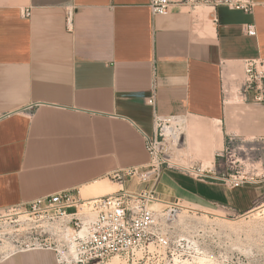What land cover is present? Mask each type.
Returning a JSON list of instances; mask_svg holds the SVG:
<instances>
[{
  "label": "crops",
  "instance_id": "1",
  "mask_svg": "<svg viewBox=\"0 0 264 264\" xmlns=\"http://www.w3.org/2000/svg\"><path fill=\"white\" fill-rule=\"evenodd\" d=\"M252 1L251 12L198 0L154 14L150 0H0V208L146 166L155 113L187 117L188 166L224 170L233 142L263 171L264 101L231 82L242 84L244 59L264 57V0ZM156 191L246 213L264 183L232 187L166 169Z\"/></svg>",
  "mask_w": 264,
  "mask_h": 264
},
{
  "label": "built area",
  "instance_id": "2",
  "mask_svg": "<svg viewBox=\"0 0 264 264\" xmlns=\"http://www.w3.org/2000/svg\"><path fill=\"white\" fill-rule=\"evenodd\" d=\"M198 0H150L154 14H167L173 3L194 5ZM231 8L251 12L252 0H223ZM264 6V4H263ZM26 10L25 14L29 15ZM72 12H68L69 19ZM247 34L257 35L254 23L246 24ZM244 80L241 95L248 93L264 101V57L243 60ZM147 102L155 106L156 96ZM154 131L144 134L150 160L146 166L112 170L108 178L120 184L113 193L84 198L80 190L68 189L0 208V261L24 252L51 249L59 264H101L113 256L158 255L168 253V242H185L174 234L178 202L160 198L157 185L166 169L183 170L203 179L214 175L226 185L264 183V170L248 166L239 156V147L230 142L225 151L226 167L188 166L185 126L187 117L180 114H154ZM133 180L145 185L139 190L126 188ZM165 205L167 211L154 207ZM153 245V248H151ZM173 254L175 248L169 249Z\"/></svg>",
  "mask_w": 264,
  "mask_h": 264
},
{
  "label": "rangeland",
  "instance_id": "3",
  "mask_svg": "<svg viewBox=\"0 0 264 264\" xmlns=\"http://www.w3.org/2000/svg\"><path fill=\"white\" fill-rule=\"evenodd\" d=\"M244 76L243 74L241 82ZM236 79V75L231 78L234 90L241 86V83H235ZM189 152H192L190 145L187 149V153ZM97 185L89 186L95 191L86 188L83 193L86 194L87 191L94 194L96 191L102 193L110 191L109 187L103 189L104 186L101 183ZM117 186L116 190L120 188V184ZM161 186L162 184H160V189L163 192L172 194L169 187L162 188ZM159 195L164 200L178 202L173 223L174 234L185 236L187 240L168 242V253L163 252L159 257L152 254L145 255V257L137 254L135 258L133 256H113L101 264H264V212L261 210L264 208V198L255 204L250 212L239 213L227 207L194 198L184 197L178 200L165 198L163 194ZM154 207L167 211L165 205ZM173 248L175 250L172 254L169 249L173 250ZM27 253L30 255H26L27 257L18 261L17 264H59L56 252L51 249H38ZM5 263L6 261L0 262V264Z\"/></svg>",
  "mask_w": 264,
  "mask_h": 264
},
{
  "label": "bare ground",
  "instance_id": "4",
  "mask_svg": "<svg viewBox=\"0 0 264 264\" xmlns=\"http://www.w3.org/2000/svg\"><path fill=\"white\" fill-rule=\"evenodd\" d=\"M188 132H189V130H187V124H186V126H185V135L187 134V137H188ZM189 139V138H188ZM189 142H190V139L188 140ZM189 144V143H188ZM100 183L104 186V188L103 189H105V187H108V186H110V191H107V192H104V193H102L101 191H99V192H94V194H91L90 192H85L86 194H84L83 192L86 190V188H87V190H94V188L93 187H89V186H87V187H84V188H81L80 189V193H81V195L84 197V198H91V197H96V196H101V195H104V194H110V193H113V192H115L116 191V189H117V185H118V183H114V182H112L108 177H106V178H104V179H102V180H100ZM98 186V185H97ZM99 187V186H98ZM93 188V189H92ZM95 191V190H94ZM89 195H92V196H89ZM162 206L163 204H161V203H153V206ZM185 207H186V205H185ZM256 210V209H255ZM261 210H263V212H264V208H262ZM246 216V215H245ZM119 261V260H118ZM120 262V261H119ZM118 262V263H119Z\"/></svg>",
  "mask_w": 264,
  "mask_h": 264
}]
</instances>
